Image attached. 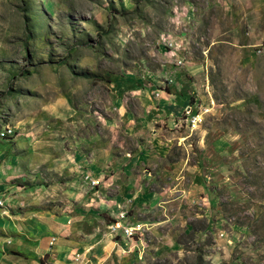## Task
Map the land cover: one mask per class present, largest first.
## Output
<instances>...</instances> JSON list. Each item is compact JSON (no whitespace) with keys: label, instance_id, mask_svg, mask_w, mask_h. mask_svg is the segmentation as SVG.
<instances>
[{"label":"rangeland","instance_id":"rangeland-1","mask_svg":"<svg viewBox=\"0 0 264 264\" xmlns=\"http://www.w3.org/2000/svg\"><path fill=\"white\" fill-rule=\"evenodd\" d=\"M263 25L264 0H0V211L65 209L62 187L80 158L117 152L114 84L165 78L161 47L174 34L200 66L205 106L184 112V126L200 121L169 159L206 167L212 219L179 234L185 251L145 245L137 264H264V50L252 48Z\"/></svg>","mask_w":264,"mask_h":264},{"label":"crops","instance_id":"crops-1","mask_svg":"<svg viewBox=\"0 0 264 264\" xmlns=\"http://www.w3.org/2000/svg\"><path fill=\"white\" fill-rule=\"evenodd\" d=\"M174 68L177 76L187 74L179 89H163L148 75L114 84L107 122L119 137L114 141L117 152L80 158L74 176L62 187L68 198L62 212L23 205L0 211V264H137L148 247L185 251L179 234H190L194 220L209 228L206 167L199 160L192 163L188 154L169 159L176 138L185 141L176 143L189 144L190 135L184 133L190 125L181 123L184 112L187 117L205 106L195 96L203 74L192 58ZM88 171L99 178L98 185L84 178ZM115 220L144 227L152 240L111 236Z\"/></svg>","mask_w":264,"mask_h":264},{"label":"built area","instance_id":"built-area-1","mask_svg":"<svg viewBox=\"0 0 264 264\" xmlns=\"http://www.w3.org/2000/svg\"><path fill=\"white\" fill-rule=\"evenodd\" d=\"M168 39V46L164 47L165 53L167 56H169V61L167 63L163 64L164 68L163 70L170 71V78H161L160 79V85L163 87V89L167 88L169 86H174L175 84H178V76L175 74L173 67L174 66H183L185 62L187 61V55H180V47L182 44H175L174 43V34L172 36H167ZM260 48H264V36L260 39L257 46H254V51L257 55H260ZM172 63L169 64V63ZM200 121V117L193 118V122L189 123L192 124V127H194L195 123ZM91 174L87 173L85 178L91 179ZM92 185L99 184V180L97 179H91ZM4 206V203H2ZM124 216V214L122 215ZM139 226V225H137ZM136 225H123L119 220H115L111 226H110V235L113 237L118 236L119 234L123 233L127 237H134L137 234V231L140 230V227H137ZM79 256V255H78Z\"/></svg>","mask_w":264,"mask_h":264},{"label":"bare ground","instance_id":"bare-ground-1","mask_svg":"<svg viewBox=\"0 0 264 264\" xmlns=\"http://www.w3.org/2000/svg\"><path fill=\"white\" fill-rule=\"evenodd\" d=\"M264 50V48H260V51ZM55 241V240H54Z\"/></svg>","mask_w":264,"mask_h":264}]
</instances>
